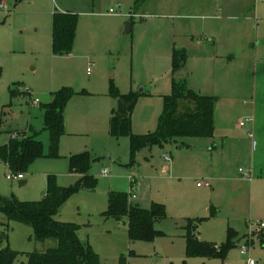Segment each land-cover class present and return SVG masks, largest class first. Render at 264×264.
Segmentation results:
<instances>
[{"label": "rangeland", "instance_id": "rangeland-1", "mask_svg": "<svg viewBox=\"0 0 264 264\" xmlns=\"http://www.w3.org/2000/svg\"><path fill=\"white\" fill-rule=\"evenodd\" d=\"M65 10L78 14V24L71 52L59 54L53 51V14ZM183 47L187 63L174 72L173 50ZM174 77L216 97L213 137H181L132 158L129 137L110 133L116 93L137 94L132 129L150 134L158 129ZM255 79L263 90L264 0H0V146L32 126L47 154L43 107L63 87L75 92L65 109L58 156L35 159L20 180L9 178L14 171L0 159V197L39 201L50 180L75 187L56 218L75 223L103 264H264V178H254L250 145L241 153L227 143V136L247 127L238 123L254 110L249 86ZM258 104L264 125L263 94ZM259 140L264 145V136ZM83 152L92 157L94 187L79 186L83 173L70 168L71 156ZM106 166L107 175L101 171ZM250 172L253 177L246 176ZM206 180L212 187L197 186ZM112 190L127 193L130 205L163 204L166 217L155 224L163 234L131 240L128 217L105 214ZM190 218L199 220L200 240L218 250L233 244L225 257L188 254ZM0 232L18 252L13 264H28L31 253L58 243L38 239L31 224L1 211Z\"/></svg>", "mask_w": 264, "mask_h": 264}, {"label": "trees", "instance_id": "trees-1", "mask_svg": "<svg viewBox=\"0 0 264 264\" xmlns=\"http://www.w3.org/2000/svg\"><path fill=\"white\" fill-rule=\"evenodd\" d=\"M78 14L74 12L55 11L53 14L52 38L54 53H70L73 47ZM173 71L185 66L188 55L184 48L173 50ZM14 94L21 92H13ZM74 90L63 87L52 93L51 101L43 107L44 130L49 132V152L44 151L43 141L37 133L12 137L0 146V159L6 161L13 173H22L24 169L39 157L58 156L60 138L65 132V109L74 95ZM117 97L131 106L126 115L117 111L110 121V133L116 138L128 136L132 158L144 148L167 141H178L181 137L197 136L212 138L215 130V110L217 99L214 96L201 94L191 88L186 78L173 79L172 93L164 97V109L159 119L158 129L150 134H135L132 129L130 111L135 103V93ZM1 133V122H0ZM92 157L89 152L75 154L70 158V168L83 173L79 186L94 187L97 178L89 173ZM75 187H62L55 181H49L45 196L39 201H22L13 198L4 201L0 197V211L10 219L31 224L36 237L40 240L55 239L57 246L43 252H33L28 256V264H103L99 255L88 242H83L78 235L79 227L75 223L56 218L63 204L72 196ZM107 217L129 219V237L131 240H152L163 234L155 226L156 222L166 217L163 204L154 202L150 207L130 205L128 194L112 190L109 194ZM198 219H188L186 229L187 252L189 255H220L225 257L233 246L222 245L218 250L197 236ZM264 243V230L259 233ZM8 236L0 232V264H13L18 252L9 247Z\"/></svg>", "mask_w": 264, "mask_h": 264}, {"label": "crops", "instance_id": "crops-1", "mask_svg": "<svg viewBox=\"0 0 264 264\" xmlns=\"http://www.w3.org/2000/svg\"><path fill=\"white\" fill-rule=\"evenodd\" d=\"M196 2V1H194ZM189 7H194L193 3L188 5ZM63 12H67V10L63 11ZM210 38V37H209ZM211 40H209L210 42H215L214 39L210 38ZM217 43L215 48L217 47ZM184 48V47H183ZM187 63V62H186ZM186 65V64H185ZM251 89V94H252V103L251 105L253 106V112L246 114L245 116H252L254 118V122L252 124H248L246 128H243V131H241V133H239L237 136L233 137L231 136H227L228 139V144L230 143V147H232V149L234 147H237L240 149L241 153H244V151L246 150V147L248 145L251 146V149L253 151V155L254 158L256 157V154L259 152L260 157H256L255 160L253 158L252 160V173L255 176V180L259 181L261 178H264V145H260V140L262 138V136H264L263 134V128L264 125L261 124L260 119L259 118V111L261 110V105H259V101L261 98V95H264V88L263 90H261L260 85L258 83V80H254V82L249 86ZM192 88V87H191ZM197 91V90H196ZM200 92V91H198ZM201 94H206V93H202ZM242 128V127H240ZM253 132L254 136L251 138L249 136V133ZM37 133L38 135H40L41 132L36 131L32 126H30L29 130L27 131V133H24L25 135H32ZM41 136V135H40ZM259 136H261V138H259ZM225 143V141L223 142ZM107 167V166H106ZM104 168V167H102ZM252 173L250 172V176L253 177ZM93 175V174H92ZM25 181V180H24ZM26 183V181H25ZM198 186V185H197ZM200 187V186H198ZM211 187H212V183H211ZM201 188V187H200Z\"/></svg>", "mask_w": 264, "mask_h": 264}, {"label": "built area", "instance_id": "built-area-1", "mask_svg": "<svg viewBox=\"0 0 264 264\" xmlns=\"http://www.w3.org/2000/svg\"><path fill=\"white\" fill-rule=\"evenodd\" d=\"M110 13H113V14H117V13H115L114 12V10H110ZM209 40H211L210 38H209ZM34 103H36V104H39V100L38 99H36L35 101H34ZM254 122V118L252 117V116H248L247 118H245V119H241V120H239V123H238V125H239V127H245V126H247L248 124H252ZM14 135V134H13ZM16 135V134H15ZM249 136L252 138L253 136H254V134H253V132H250L249 133ZM15 137V136H14ZM166 160H168V158H166ZM167 170V168H165V171ZM102 173L103 174H105V175H107L108 173H109V168L108 167H104V168H102ZM246 176H248V177H250V175H248V174H246ZM9 178L10 179H14V180H20V179H23L24 178V175H23V173H12V174H10L9 175ZM197 185L198 186H200V187H203V186H206V187H211V182L210 181H204V182H202V181H199L198 183H197ZM131 195H132V197H136V194H135V190L134 189H132V191H131ZM262 226H263V228H264V224H262ZM240 251H241V253L242 254H246L247 252H248V246L247 245H242V246H240ZM247 264H254V262H253V260L251 259V260H249L248 261V263Z\"/></svg>", "mask_w": 264, "mask_h": 264}, {"label": "water", "instance_id": "water-1", "mask_svg": "<svg viewBox=\"0 0 264 264\" xmlns=\"http://www.w3.org/2000/svg\"><path fill=\"white\" fill-rule=\"evenodd\" d=\"M129 30H130V24H128V26H127V31H129ZM140 90H143L141 92H145L144 89H140ZM130 106L131 105L129 103H125L122 99H119L117 112L121 115H126L128 113ZM22 183L24 184L25 181H22Z\"/></svg>", "mask_w": 264, "mask_h": 264}]
</instances>
